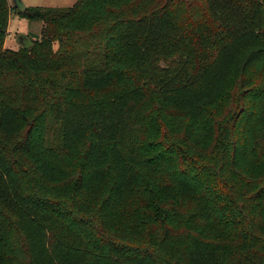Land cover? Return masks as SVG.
Here are the masks:
<instances>
[{
  "label": "trees",
  "instance_id": "16d2710c",
  "mask_svg": "<svg viewBox=\"0 0 264 264\" xmlns=\"http://www.w3.org/2000/svg\"><path fill=\"white\" fill-rule=\"evenodd\" d=\"M262 61L264 0H0V264H264Z\"/></svg>",
  "mask_w": 264,
  "mask_h": 264
},
{
  "label": "rangeland",
  "instance_id": "374dc122",
  "mask_svg": "<svg viewBox=\"0 0 264 264\" xmlns=\"http://www.w3.org/2000/svg\"><path fill=\"white\" fill-rule=\"evenodd\" d=\"M13 6V0H8ZM76 0H22L26 6H49V7H70ZM43 23L38 19H30L27 17H21L17 14V11L11 12L10 21L8 26V34L5 40V46L18 49L28 41V36L36 37L41 34ZM25 38L23 39V37ZM54 47H57V43H54ZM264 61L260 62L258 67L263 69ZM228 100L226 99V103ZM149 108H154V102L149 103Z\"/></svg>",
  "mask_w": 264,
  "mask_h": 264
},
{
  "label": "water",
  "instance_id": "95a60500",
  "mask_svg": "<svg viewBox=\"0 0 264 264\" xmlns=\"http://www.w3.org/2000/svg\"><path fill=\"white\" fill-rule=\"evenodd\" d=\"M13 5L19 8L20 11H25L27 9V6L23 4L22 0H13ZM25 36L23 37V39ZM28 42V41H27Z\"/></svg>",
  "mask_w": 264,
  "mask_h": 264
},
{
  "label": "crops",
  "instance_id": "0c3cea01",
  "mask_svg": "<svg viewBox=\"0 0 264 264\" xmlns=\"http://www.w3.org/2000/svg\"><path fill=\"white\" fill-rule=\"evenodd\" d=\"M10 21V20H9Z\"/></svg>",
  "mask_w": 264,
  "mask_h": 264
}]
</instances>
